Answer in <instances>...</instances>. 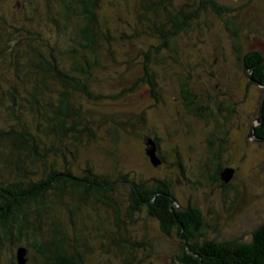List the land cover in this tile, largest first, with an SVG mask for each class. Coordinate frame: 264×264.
<instances>
[{"label": "trees", "instance_id": "16d2710c", "mask_svg": "<svg viewBox=\"0 0 264 264\" xmlns=\"http://www.w3.org/2000/svg\"><path fill=\"white\" fill-rule=\"evenodd\" d=\"M44 2L42 6L32 0L21 2L15 18L6 16L5 8L0 7V106L6 110L5 121L0 120V264H17L15 254L8 257L4 254L16 246L27 249L26 264H87L86 238L84 243L79 241L85 220L78 218L89 209L97 216L96 225L104 220L98 217L99 212L115 214L117 230L112 244L118 252L119 264H136L134 252L139 245L125 237L119 205L111 198L118 182L126 184L125 213L131 222H135V213L142 212L145 218H154L163 233L176 230L181 240H186L181 242V253L173 256L179 264H264V221L249 241H199L198 237L205 235L202 212L191 204L177 206L165 180L130 179L128 173L116 171H112L113 175L100 173L91 155L84 162H77L85 156L83 152L90 151L101 139L89 124L85 105L98 104L103 98L120 99L139 87L155 103L159 93L150 65L155 64L156 54L161 56L159 52L167 49L176 51L179 36L194 31L201 10L211 8L221 14L229 9L215 0H199L194 8L190 6L195 0H136L138 5L134 2L131 9L112 0ZM175 4L178 8L174 9ZM108 5H113L112 11L107 10ZM130 11L134 14L131 18L143 22L142 25L125 23L123 18ZM6 28H11V32ZM53 28L66 34L67 42L71 43L65 52L53 43ZM230 30L234 32L237 26L231 23ZM141 36H155L159 43L137 54L143 58L142 72L139 70L133 77L128 68L123 69L128 62L119 61L124 54L121 46ZM163 56L165 60L167 56ZM101 59H108L116 69L122 66L120 77H125L126 70L130 76V84L125 82L128 85L121 86L112 96L92 91L93 76L108 66ZM240 59L248 83L261 86L263 92L257 104L258 124L250 132L246 130L245 135L264 143V52L247 49ZM183 95L192 116L207 122L214 118L212 113L208 114L210 118L205 116L206 108L192 107L195 102L190 104L188 96ZM227 108L232 112L230 105ZM128 126L140 136L145 149L154 146L156 156L164 162L155 132L152 129L146 134L139 132V125L134 123ZM213 127L220 125L216 123ZM214 137L211 133L208 150L211 155L217 150L218 159H222L226 140H220L214 147ZM58 142H70L73 146L70 149L67 145L65 152L57 147ZM216 164L218 174L226 168L220 160ZM113 166L118 170V163ZM115 173L119 179L113 180L111 176ZM218 174L214 171L213 178ZM85 215L90 218V214ZM70 229L79 236L71 237ZM105 244L103 241L102 246ZM106 251H110L109 247Z\"/></svg>", "mask_w": 264, "mask_h": 264}, {"label": "rangeland", "instance_id": "374dc122", "mask_svg": "<svg viewBox=\"0 0 264 264\" xmlns=\"http://www.w3.org/2000/svg\"><path fill=\"white\" fill-rule=\"evenodd\" d=\"M20 1L28 3V0ZM32 1L42 6L46 0ZM115 1L130 9L134 2L138 5L136 0H112L113 3ZM198 1L195 0L190 8L197 6ZM215 1L226 6L229 12L217 14L211 8L201 10L199 19L194 23V31L179 36L176 51L167 49L164 53L163 50L159 52L161 56L156 54L155 64L150 65L159 93L155 103L139 87L120 99L103 98L98 104L85 105L90 115L89 124L96 129V135L101 139L90 151L83 152L86 158L80 155L77 162H84L83 159L91 155L90 158L100 167V173L113 175L112 171H116L128 173L130 179L165 180L170 184L177 206L191 204L202 212L205 235L199 236V241H249L253 231L264 221V143L245 134L258 124L257 104L263 92L261 86L248 83L240 58L247 49L264 52V0ZM21 2L0 0V7L5 8L6 16L15 18ZM177 5H174V9ZM112 6H106L107 10L112 11ZM132 13L130 11L126 17L123 15L125 23L142 25L143 22L140 24L131 18L134 16ZM231 23L237 26L234 31L236 34L230 30ZM7 30L11 32V28ZM51 36L53 43L62 47L64 52L71 45L67 42L66 34L57 33L54 28ZM158 43L155 36H141L131 44L122 45L124 54L119 61L128 62L123 69L128 68L132 75L139 70L142 72L143 58L137 54ZM238 43L241 48H238ZM162 54L167 56L165 60ZM61 58H65V55H61ZM110 62L108 59L102 60V64L108 65L106 70L97 71L93 76L92 91L95 94L112 96L119 92L121 86L128 85L125 82H131L127 70L122 78L119 75L122 66L118 65L116 69ZM183 94L188 96L190 104L195 102L192 107L202 106L206 108L205 116L209 117L208 114L212 113L214 118L209 117L207 122L192 116L190 107L184 104ZM229 105L232 110L230 113L227 111ZM5 119L6 110L0 106V120ZM128 123L139 125L138 131H144L145 134L148 129L155 132L159 137L164 162L160 161L156 165L152 162L147 155L148 146L145 149L140 136L129 130ZM216 123L220 127H213ZM211 133L215 136L212 138L214 147L218 146L220 140H226L222 159H218L217 150L213 152L214 156L208 150L211 147L209 141L212 142ZM69 144L58 142L57 147L66 152ZM69 146L71 149L73 145ZM92 151L97 155L94 156ZM218 160L233 174L222 175L225 168L218 174ZM114 162L118 163V170L114 169ZM214 171L218 174L215 178ZM111 177L113 180L119 179L116 173ZM114 186L111 198L119 205V218L125 223L127 232L125 237L139 245L134 252V262L179 264L173 256L181 253V242L186 240H181L176 230L169 234L163 233L158 222L152 217L145 218L142 212L135 213V222H131L125 213L128 205L126 184L118 182ZM85 214H90V218ZM98 215L104 220L102 224L96 225L95 212L92 209L84 211V215L78 218L85 220L84 237L72 229L70 235L79 236V241L83 243L86 238L84 255L87 264H119L118 252L112 244V236L117 230L115 214L101 211ZM103 241L106 246H102ZM17 247L12 251H4V254L7 257L15 254ZM108 247L110 251L107 252Z\"/></svg>", "mask_w": 264, "mask_h": 264}, {"label": "water", "instance_id": "95a60500", "mask_svg": "<svg viewBox=\"0 0 264 264\" xmlns=\"http://www.w3.org/2000/svg\"><path fill=\"white\" fill-rule=\"evenodd\" d=\"M148 155L150 156L152 162L155 165L160 163V159L155 154V147L154 146H152L148 150ZM226 174L232 175L233 174L232 170H230L229 168H225L222 175H226ZM15 258H16L17 264H26V262H27V249L24 246H18L16 249Z\"/></svg>", "mask_w": 264, "mask_h": 264}]
</instances>
